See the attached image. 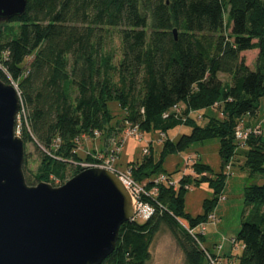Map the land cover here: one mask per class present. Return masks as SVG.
Here are the masks:
<instances>
[{
    "label": "trees",
    "instance_id": "obj_1",
    "mask_svg": "<svg viewBox=\"0 0 264 264\" xmlns=\"http://www.w3.org/2000/svg\"><path fill=\"white\" fill-rule=\"evenodd\" d=\"M254 49L259 50L255 69L242 55ZM0 78L17 86L25 115L20 110L16 131L38 154L32 182L25 152L30 185L63 184L82 163L99 161L95 151L83 156L79 143L96 138V131L110 137L120 130L111 125L112 100L123 110L124 127L138 126L142 133L191 126L178 141H164L160 159L151 147L126 167L144 187L140 202L154 212L147 220L123 223L102 264H147L163 225L186 264H217L219 258L203 246L204 234L195 229L214 213L228 175L210 177L211 166L198 161L192 165L196 175H183L172 185L162 165L169 153L218 139L223 167L244 152L242 169L264 179L262 134L249 137L243 147L234 135L245 116L258 115L264 97V0H28L23 16L0 23ZM175 105L184 108V116L205 111L207 122L177 116ZM215 106L221 116L212 111ZM159 173L168 181L156 184ZM203 181L213 187L214 197L204 201L203 214L193 216L185 210V195L192 183ZM244 200L234 239L243 245L239 264H264V182L245 187Z\"/></svg>",
    "mask_w": 264,
    "mask_h": 264
},
{
    "label": "water",
    "instance_id": "obj_2",
    "mask_svg": "<svg viewBox=\"0 0 264 264\" xmlns=\"http://www.w3.org/2000/svg\"><path fill=\"white\" fill-rule=\"evenodd\" d=\"M27 4L0 0V23L23 16ZM21 106L17 86L0 78V264H102L121 225L134 220L130 191L102 167H82L59 186L28 184Z\"/></svg>",
    "mask_w": 264,
    "mask_h": 264
},
{
    "label": "rangeland",
    "instance_id": "obj_3",
    "mask_svg": "<svg viewBox=\"0 0 264 264\" xmlns=\"http://www.w3.org/2000/svg\"><path fill=\"white\" fill-rule=\"evenodd\" d=\"M114 48L119 55L120 40L117 37H115ZM258 53V49L242 53L246 64L253 69L256 68ZM220 77L224 82L230 80L227 75H220ZM109 108L114 114L111 125L116 130H120L113 133L110 137H108V134H104L94 139L84 138L80 141L78 150L83 156L89 151H95V155H102L106 159L110 150L116 146L115 143L125 139L124 145L114 162V166L119 170H125L131 162L141 161L143 155H145L143 152L145 147L149 148V153L152 147L155 158L160 159L165 140L171 139L176 142L181 135L189 134L192 130V127L189 125H181L169 131L168 134L152 131L149 133L140 132V134L126 137V129L129 127L128 125L124 127L122 124L124 115L121 106L116 100H112L109 102ZM183 111L184 108L182 107L179 113L180 116H184L182 115ZM212 111L216 112V115L221 116L218 113L217 106ZM193 113L192 118L196 119L198 124L204 125L207 122L204 115L205 111ZM188 115L184 117L187 118ZM241 123L246 127H260L264 140V97L261 98L258 115L255 117L247 115ZM25 152L28 158L27 176L32 178V182H36L34 174L39 165L38 154L32 143L26 144ZM243 157L245 158L244 152L236 155L235 163L231 165V170L223 167L219 140L211 139L193 144L183 152L167 154L162 165V169L164 170L162 173L165 175L171 174L172 180L177 185L183 175H196L192 170V165L198 161L211 166L213 171L209 173L210 177L223 171L228 175L223 193L219 195L220 199L214 211L215 219H209L208 222L195 229L196 233L204 234L203 246L210 253L220 258L217 264H239L238 257L242 252L243 245L234 241V239L242 227L243 215L246 210L244 190L245 187L251 184L261 185L264 182L260 174L249 177L248 173L240 168L237 162H240ZM59 185L62 184L56 181L55 186ZM213 197L214 189L208 181L200 182L198 185L192 183L185 195L186 212L193 216L203 214L204 201ZM147 264H186L183 251L178 246L172 231L166 225L161 227L153 241L151 258Z\"/></svg>",
    "mask_w": 264,
    "mask_h": 264
},
{
    "label": "built area",
    "instance_id": "obj_4",
    "mask_svg": "<svg viewBox=\"0 0 264 264\" xmlns=\"http://www.w3.org/2000/svg\"><path fill=\"white\" fill-rule=\"evenodd\" d=\"M21 111L22 113L25 115V110L23 108V106H21ZM173 111L176 113L177 116H179L180 111H181V107L179 105H175L173 108ZM193 112H197V111H190L188 117H192V115L194 114ZM169 115V113L165 114V117H167ZM183 119H186L185 117H182ZM129 128L126 129V137L128 136H132V135H136V134H140V131L138 129V126H131L130 124L128 125ZM96 136L99 135V133L96 131L95 132ZM164 134V133H162ZM262 134L260 127H246L244 126L242 123H240L239 125H237V127L235 128V139L236 141L239 142L240 147L245 146L247 140L249 139V137H251L252 135H260ZM124 141L125 139H122L121 141H117L115 144L116 146L110 150V153L108 154L107 158H103L102 155H94L93 157L95 159H98L99 161L97 163H82L81 167L87 168V167H102L105 168L109 171L114 172L115 174L118 175V177L121 179V181L124 183V185L128 188V190L130 191L132 197H133V201L135 203V217L134 219L140 218L143 220H147L150 218V216L152 215V213L154 212L153 207L148 204V203H142L140 202V197L143 193H145L144 187L139 184L137 181L134 180L132 174H131V170L129 168H126L125 170H119L114 166V162L116 161V158L119 155V152L121 151L123 145H124ZM144 154H148L149 153V148L145 147L143 150ZM231 165L232 163L227 164V168L229 170H231ZM162 181H168L167 177L162 175L160 176L158 179L155 180L156 184ZM169 184L172 185H176V182L174 180H170L168 181ZM157 188L154 189L153 193H157ZM209 219L213 220L215 219V214H211L209 216ZM203 225V224H201ZM204 228V227H203Z\"/></svg>",
    "mask_w": 264,
    "mask_h": 264
},
{
    "label": "crops",
    "instance_id": "obj_5",
    "mask_svg": "<svg viewBox=\"0 0 264 264\" xmlns=\"http://www.w3.org/2000/svg\"><path fill=\"white\" fill-rule=\"evenodd\" d=\"M241 158V157H240ZM239 158V159H240ZM244 161H245V158L243 157L241 160H240V162H237L238 164H239V166H240V168L242 169V164L244 163ZM243 171H245L246 173H248V175H249V177H250V174H249V171L248 170H246V169H243ZM220 259V258H219Z\"/></svg>",
    "mask_w": 264,
    "mask_h": 264
}]
</instances>
